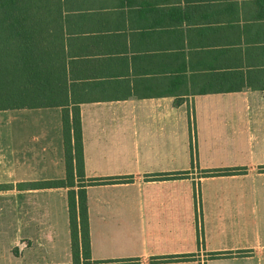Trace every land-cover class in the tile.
Here are the masks:
<instances>
[{
	"label": "crops",
	"instance_id": "obj_1",
	"mask_svg": "<svg viewBox=\"0 0 264 264\" xmlns=\"http://www.w3.org/2000/svg\"><path fill=\"white\" fill-rule=\"evenodd\" d=\"M36 2L29 105L0 109V264L71 263L67 189L30 184L64 177L73 106L85 175L132 177L86 188L92 259L264 264V0Z\"/></svg>",
	"mask_w": 264,
	"mask_h": 264
},
{
	"label": "trees",
	"instance_id": "obj_2",
	"mask_svg": "<svg viewBox=\"0 0 264 264\" xmlns=\"http://www.w3.org/2000/svg\"><path fill=\"white\" fill-rule=\"evenodd\" d=\"M36 0H0V109L29 105L19 93L20 76L28 65L20 61L21 25L27 23V10H36ZM27 11V12H26ZM26 12V15H24ZM30 19V17H29ZM62 140L64 149L65 175L60 179L42 180L31 183L34 187H64L67 189L70 264H125L135 259L94 260L91 257L86 188L89 185L128 182L131 176L87 177L84 172L80 114L78 106L62 111ZM264 171V165L259 166ZM236 168H216L208 174H229ZM187 171L151 174L150 178L181 177ZM217 255L211 253L210 256ZM190 259L193 254L180 256ZM176 256L158 257L170 261Z\"/></svg>",
	"mask_w": 264,
	"mask_h": 264
}]
</instances>
